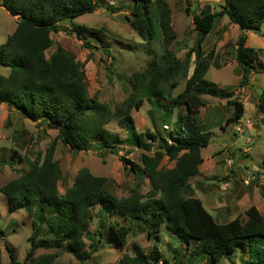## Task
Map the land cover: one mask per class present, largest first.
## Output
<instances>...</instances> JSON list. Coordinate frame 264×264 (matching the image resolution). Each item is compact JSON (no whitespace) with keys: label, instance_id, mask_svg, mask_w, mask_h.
<instances>
[{"label":"trees","instance_id":"1","mask_svg":"<svg viewBox=\"0 0 264 264\" xmlns=\"http://www.w3.org/2000/svg\"><path fill=\"white\" fill-rule=\"evenodd\" d=\"M131 2V7L124 9L133 19L127 20L146 43L158 41L161 36V55L143 72L133 75L131 95L122 107L111 112L89 97L82 68L71 53L57 47L47 59L45 52L52 45L50 34L68 33L62 27L64 22L92 14L98 7L113 9L101 0H0V7L17 17L14 32L0 45V66L9 70L6 77L0 75V104L31 122H38L45 129L56 131V138L74 153L106 150L117 155L119 137L104 129L106 124L116 120L126 124L137 149L148 153L157 146L162 152L154 153L153 157L143 154L141 165L121 158L132 174L141 173L151 186L146 196L131 190L124 199L108 194L106 179L92 176L86 168L77 172L72 186L60 195L57 183L61 171L53 160L54 142L42 161L27 160V171L0 187L8 212L24 210L32 229L26 257L18 262L9 251V264H52L58 252L34 258L38 248H48L43 243L35 244L42 235L53 237L54 249L65 245L67 252L79 263H84L97 250L90 246L91 251L87 252L84 237L92 220L90 209L99 205L106 206L109 214H118L124 220H141L147 238L154 241L147 254L135 249L134 255L124 254L120 264H158L161 261L167 264L156 247L161 228L172 234L188 252L184 257L177 250L173 251L172 254L177 255L174 256L175 264H183L184 259L195 262L202 258L206 264H219L237 250L246 253L248 264H264V241H261L264 219L255 207L246 210L244 222L235 218L218 224L198 198L186 197L190 190L188 182L197 176L203 161L201 151L208 147L212 138L211 131L196 120L205 106L202 97L224 100L231 107L232 115L226 119V126L238 123L244 115L243 104L233 91L204 78L210 60L202 57V44L217 18L226 17L237 26L240 33L235 43L234 61L241 70L239 87L247 86L251 74L264 73L260 51L246 46V33H257L264 25V0H223L219 11L193 17L198 39L195 48L185 54L183 63L187 65L192 54L195 63L184 90L175 97H170L175 88L170 82L184 65L169 51L175 35L168 6L161 0ZM77 37L80 39V32ZM95 41L100 43L101 38L96 36ZM152 99L167 100L183 107L177 116L175 131L169 132L166 139L150 131L135 133L133 130L131 110H139L144 101ZM256 110L264 116V88L258 96ZM163 156L174 162L173 168H159ZM109 229L115 245L124 248L130 228L114 220Z\"/></svg>","mask_w":264,"mask_h":264},{"label":"rangeland","instance_id":"2","mask_svg":"<svg viewBox=\"0 0 264 264\" xmlns=\"http://www.w3.org/2000/svg\"><path fill=\"white\" fill-rule=\"evenodd\" d=\"M151 1L154 3L155 0ZM161 1L168 6L170 24L175 35L169 51L183 63L185 54L195 48L198 39L194 32L193 17L219 11L223 0ZM101 3L110 6L113 11L98 7L92 14L64 22L62 27L68 33L60 31L50 34L52 45L45 56L49 59L57 47L71 53L82 68L89 97L114 112L131 95L130 81L133 75L143 72L150 62L156 61L161 55L162 39L159 36L158 41L146 43L138 36L127 20L133 18L124 9L131 7V0H101ZM16 20L17 17L10 16L0 7V45L14 32ZM77 32H80V39ZM239 33L238 27L231 24L228 18H217L211 33L202 44V57L210 60L204 78L222 89L233 91L244 107L243 122L226 126V119L232 115L231 107L224 100L204 96L202 100L205 106L196 117L197 123L205 125L212 133L208 147L201 154L204 159L202 172L214 175V178L201 181L210 189H190L185 195L201 199L217 223L229 222L233 216L244 222L245 212L251 206L264 219V116L256 110L258 96L264 88V73L251 74L248 85L239 87L241 70L234 61ZM96 36L101 38L100 43L95 41ZM246 36V46L260 51L259 60L264 65V25L259 32H248ZM194 63L195 55L192 54L187 65L183 63V69L171 80L175 88L171 90L170 97L184 90ZM8 73L7 68L0 66L1 76L6 77ZM182 111L183 107L167 100L144 101L139 110L132 109L130 112L133 130L135 133L150 131L166 139L169 132L175 131L177 116ZM126 127L120 120L104 126L109 133L119 137L117 146L120 151L117 155L106 150L74 153L56 138V131L45 129L38 122H31L15 110L0 104V187L26 172L27 160L37 158L42 161L48 147L54 142L53 160L57 161L61 171V179L57 183L60 195L72 186L77 172L86 168L92 176L106 179L105 190L116 199L127 198L131 190L146 196L151 189L148 180L141 173L132 174L129 166L121 162V158L141 165L143 154L153 157L154 153L162 152L157 146H153L148 153L137 149ZM247 148H250L247 154L243 153ZM211 156L213 159L210 163ZM229 161H232L231 166H228ZM173 166L174 162L166 156L162 157L159 168L171 169ZM247 175L256 178L249 186H245L242 181ZM225 182H229L230 187L224 192L219 191L216 184ZM107 211V207L101 205L90 209L92 220L88 234L84 237L85 250L90 252V246L97 250L82 264H120L124 254L136 253L134 248L147 254L154 241L147 238L142 221L124 220L118 214H109ZM228 211L233 213L231 218L227 217ZM114 220L130 228L125 248L117 247L111 236L109 224ZM45 231L46 227L43 228ZM31 234L27 213L24 210L9 213L6 199L0 195V264H9L10 253L18 262H22L30 247L28 239ZM157 237L159 242L156 247L169 264H175L174 256L177 255H173V251L188 256L186 247L179 246L177 239L164 228L159 230ZM37 243H43L48 248H38L34 258L58 252L52 264H81L67 252L65 245L59 250L54 249L53 237L50 235H42L35 241ZM183 261V264H206L204 258L195 262L188 259ZM219 264H248V256L237 250L231 258L222 259Z\"/></svg>","mask_w":264,"mask_h":264},{"label":"crops","instance_id":"3","mask_svg":"<svg viewBox=\"0 0 264 264\" xmlns=\"http://www.w3.org/2000/svg\"><path fill=\"white\" fill-rule=\"evenodd\" d=\"M248 33V32H247ZM243 118H244V115H243V117H242V119L240 120V121H242L243 122ZM209 129V128H208ZM212 139V138H211ZM204 150V149H203ZM250 150V148L248 149H246L243 153H246L247 154V152ZM202 152V151H201ZM201 157H202V154H201ZM212 156L209 158V162L211 163V161H212ZM202 164L199 166V169H198V174H197V176H195L194 178H192L189 182H188V189H210V187H206L205 185H203L202 183H201V181H203V180H205V179H209V178H214V175H207V174H205V173H203L202 172V168H203V165H204V159H203V157H202ZM212 165V164H211ZM213 166V165H212ZM213 176V177H212ZM248 176V175H247ZM243 179V178H242ZM216 188H218V183L216 184ZM194 198H198L197 196H194ZM200 201H201V199H199ZM201 203H202V201H201ZM202 205H203V203H202ZM203 207L205 208V206L203 205ZM205 210L207 211V209L205 208ZM212 217H213V214L212 213H210V211H207ZM233 216V213H231L230 211H228L227 212V217L229 218H231ZM224 217H226V216H224ZM214 218V217H213ZM235 218H237V217H235V216H233V218H231L230 220H229V222L231 221V220H233V219H235ZM214 220H215V218H214ZM216 221V220H215ZM226 223H228V222H226ZM218 224H225V223H218ZM147 236V235H146ZM179 246H181L180 244H179ZM126 247V246H125ZM124 247V248H125ZM182 248H185V246H181ZM135 249H137V248H134V250ZM140 251V250H139ZM135 252H136V250H135ZM141 252V251H140ZM142 253V252H141ZM205 262H206V260H205ZM160 263V262H159ZM167 264H169V263H167Z\"/></svg>","mask_w":264,"mask_h":264},{"label":"built area","instance_id":"4","mask_svg":"<svg viewBox=\"0 0 264 264\" xmlns=\"http://www.w3.org/2000/svg\"><path fill=\"white\" fill-rule=\"evenodd\" d=\"M248 144H249V142H248ZM231 164H232V161H229L228 166H231ZM255 179H256L255 176L251 175V176H248L246 178H243L242 181H243V184L245 186H249L251 184V182L254 181ZM230 185L231 184L229 182L219 183L218 184V190L224 192V191H226V189H228L230 187Z\"/></svg>","mask_w":264,"mask_h":264}]
</instances>
